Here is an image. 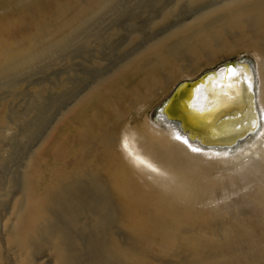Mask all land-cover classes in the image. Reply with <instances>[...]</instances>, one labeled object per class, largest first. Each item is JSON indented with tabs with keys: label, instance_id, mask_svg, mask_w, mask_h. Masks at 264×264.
Wrapping results in <instances>:
<instances>
[{
	"label": "bare ground",
	"instance_id": "1",
	"mask_svg": "<svg viewBox=\"0 0 264 264\" xmlns=\"http://www.w3.org/2000/svg\"><path fill=\"white\" fill-rule=\"evenodd\" d=\"M0 264H264V0H0Z\"/></svg>",
	"mask_w": 264,
	"mask_h": 264
},
{
	"label": "rangeland",
	"instance_id": "2",
	"mask_svg": "<svg viewBox=\"0 0 264 264\" xmlns=\"http://www.w3.org/2000/svg\"><path fill=\"white\" fill-rule=\"evenodd\" d=\"M119 54H121V53H119ZM117 55H118V54H117ZM240 57H248V58H251V59L254 60L253 56H252L250 53H243V54H240L239 56H233V55L225 56V57H223V59H221L220 61H224V63H227V62H230V61L237 60V59L240 58ZM224 63H221V64L217 65L216 68H217L218 66L224 64ZM56 70L60 71V69H56ZM207 71H209V70H207ZM207 71H206V72H207ZM30 80H31V79H27V80L23 81L22 84L20 85V88H19V89H30V88H31V86L29 85V83L31 82ZM157 110H159V108H158ZM157 110H155L154 112L156 113ZM18 163H19V162H17V164H18ZM11 169L14 170L13 167H12Z\"/></svg>",
	"mask_w": 264,
	"mask_h": 264
},
{
	"label": "water",
	"instance_id": "3",
	"mask_svg": "<svg viewBox=\"0 0 264 264\" xmlns=\"http://www.w3.org/2000/svg\"><path fill=\"white\" fill-rule=\"evenodd\" d=\"M231 63H232V64H236V61H233V62H231ZM174 95H175V94H174ZM174 95H173L172 98L169 100V102L165 104V106H164V108H163V111H164V112L167 113V110H166V109L168 108L170 102L174 99V97H175ZM167 114H168V113H167ZM217 117H218V116H217Z\"/></svg>",
	"mask_w": 264,
	"mask_h": 264
},
{
	"label": "snow or ice",
	"instance_id": "4",
	"mask_svg": "<svg viewBox=\"0 0 264 264\" xmlns=\"http://www.w3.org/2000/svg\"><path fill=\"white\" fill-rule=\"evenodd\" d=\"M242 76H243V71H240L239 73H237L236 74V79H240V78H242Z\"/></svg>",
	"mask_w": 264,
	"mask_h": 264
}]
</instances>
